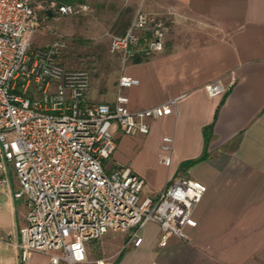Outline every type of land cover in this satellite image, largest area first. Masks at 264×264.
<instances>
[{"label":"crops","instance_id":"crops-1","mask_svg":"<svg viewBox=\"0 0 264 264\" xmlns=\"http://www.w3.org/2000/svg\"><path fill=\"white\" fill-rule=\"evenodd\" d=\"M168 32L161 51L127 62L122 74L138 79L124 88L131 109L171 103L170 114L150 118L145 134L112 132L116 148L107 169L127 166L154 197L180 175L206 191L193 210L186 238L161 244L159 224L109 231L97 242L110 264H264V0H141ZM220 80L223 91L206 86ZM117 83L97 102H112ZM173 101V102H172ZM169 137V148H163ZM164 157L167 159L165 160ZM192 162L186 166L185 163ZM18 187H0V264H20L15 243L25 221ZM31 253L29 264H40ZM91 257V252L89 253Z\"/></svg>","mask_w":264,"mask_h":264},{"label":"built area","instance_id":"built-area-1","mask_svg":"<svg viewBox=\"0 0 264 264\" xmlns=\"http://www.w3.org/2000/svg\"><path fill=\"white\" fill-rule=\"evenodd\" d=\"M51 7L59 15L90 8L85 2ZM35 8V0H0V187L15 177L13 197L26 202L15 243L20 264H29L33 252L47 254L49 264H110L89 256L93 245L109 231H126L128 243L139 245L138 230L149 222L159 224L161 244L170 235L186 238L206 191L201 181L180 175L151 197L129 167H104L116 148L113 125L145 134L148 120L170 114L171 103L131 109L123 90L138 79L126 74L112 102L90 101L85 68L64 66L57 45L32 47ZM167 32L161 17L138 8L125 33L111 37L109 50L123 62L146 58L162 50ZM206 89L215 95L223 84ZM163 140L168 149L171 139Z\"/></svg>","mask_w":264,"mask_h":264},{"label":"rangeland","instance_id":"rangeland-1","mask_svg":"<svg viewBox=\"0 0 264 264\" xmlns=\"http://www.w3.org/2000/svg\"><path fill=\"white\" fill-rule=\"evenodd\" d=\"M79 2L87 3L89 10L77 15H59L51 7V1L35 0L38 26L31 43L32 47L43 48L57 45V59L64 66L85 68L90 76L86 95L90 101L97 102L111 93L124 65L132 60L123 62L121 53L111 52L110 39L125 33L137 9L142 8L141 0L73 1ZM104 167L108 170L105 164ZM99 254V244L95 243L91 258ZM36 255L40 264L46 263L44 254Z\"/></svg>","mask_w":264,"mask_h":264},{"label":"trees","instance_id":"trees-1","mask_svg":"<svg viewBox=\"0 0 264 264\" xmlns=\"http://www.w3.org/2000/svg\"><path fill=\"white\" fill-rule=\"evenodd\" d=\"M49 1H51V2H56V3H73V1H75V0H49ZM49 14H50V12H49ZM136 58H138V57H135V59ZM192 162L190 161V162H187V163H185V165L186 166H188V165H190Z\"/></svg>","mask_w":264,"mask_h":264}]
</instances>
